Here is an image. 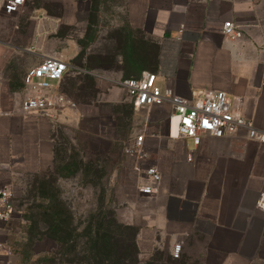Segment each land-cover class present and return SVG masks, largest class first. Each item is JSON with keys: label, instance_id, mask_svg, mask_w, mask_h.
<instances>
[{"label": "crops", "instance_id": "crops-1", "mask_svg": "<svg viewBox=\"0 0 264 264\" xmlns=\"http://www.w3.org/2000/svg\"><path fill=\"white\" fill-rule=\"evenodd\" d=\"M86 1L26 0L11 14L7 0H0L1 184L13 190L20 176L52 170L60 125L74 127L90 150L109 151L118 139L115 111L82 100L89 79L95 102L131 108L133 143L135 132L145 136L148 159L136 160L134 168L138 188L151 184L139 173L142 167L155 165L161 174L156 193L139 191L140 199L127 206L126 224L137 228L140 255L161 253L174 264H264V211L258 208L264 145L241 131L204 136L195 147L178 138V118L169 106L136 111L120 84L147 72L160 88L185 99L225 92L233 111L264 132V0H125V20L107 28L111 35H104L100 16L88 22ZM229 21L242 38L224 36ZM51 57L72 67L59 89L78 102L60 123L22 109L27 71ZM15 230L11 222L0 225V264L20 257ZM178 244L182 253L175 259Z\"/></svg>", "mask_w": 264, "mask_h": 264}, {"label": "rangeland", "instance_id": "rangeland-1", "mask_svg": "<svg viewBox=\"0 0 264 264\" xmlns=\"http://www.w3.org/2000/svg\"><path fill=\"white\" fill-rule=\"evenodd\" d=\"M86 2L84 16L90 24H94L96 18L100 16L98 24L104 29V35L114 33L107 28L123 25L125 0H87ZM91 34L89 39H94V33ZM72 84L73 81L69 88L71 93L74 87ZM82 95V100L86 103L93 102L94 105L97 104L100 109L109 113L115 111L114 119L118 139L112 143L108 152H98L99 154L90 156L94 165L88 168L89 171L69 174L62 169L68 163L71 145L78 144L75 140L78 137L77 130L71 125L57 127L55 132L58 144L56 165L44 174L20 176L13 187L16 208L21 210L10 221L18 234L17 240L19 239V242L21 240L17 249L20 257L15 264H84L85 258L88 257L85 242H88L86 234H88L90 224L87 222L92 221V216L98 217L97 208L102 207H105L102 217L105 228L114 238L110 241L115 245V249L120 241H136L137 228L126 224L128 204L140 199L138 188L140 176L134 169L137 162L126 153L125 149L133 145L132 110L127 105L111 106L95 102L96 90L91 81L87 82ZM133 135L137 137L138 134L135 132ZM140 171L142 176V170ZM54 202L70 211L71 221L75 227L77 225L79 228L77 232L71 230L69 235H65L70 236V240L77 245L75 249L72 245L68 247V251H62L53 240L50 231H44L41 227L34 231L31 238H27L23 233L25 230L23 214L31 210L37 215L43 207ZM125 227H130L131 230L128 232ZM126 232L127 236L124 235ZM138 260V262L131 260L128 264H174L167 259L164 261L161 253H156L146 259L139 254Z\"/></svg>", "mask_w": 264, "mask_h": 264}, {"label": "built area", "instance_id": "built-area-1", "mask_svg": "<svg viewBox=\"0 0 264 264\" xmlns=\"http://www.w3.org/2000/svg\"><path fill=\"white\" fill-rule=\"evenodd\" d=\"M26 0H7L6 11L17 14ZM222 33L231 40L242 38L243 33L233 22H225ZM72 67L59 59L47 58L37 66L29 69L24 83L28 88L26 98L22 103L25 114H37L55 123L62 121L65 112L78 108V104L59 89L60 83ZM78 71L77 68H73ZM132 101L136 111L149 109L153 106H169L178 118V138L191 140L195 147L201 144L204 136L223 138L245 132L246 138L264 145V132L257 129L251 120L233 111L232 100L222 91L204 92L197 100H189L178 96L173 90H163L157 85L156 75L144 73L140 78H128L120 82ZM144 135L137 136L135 142L126 153L137 160L144 162L148 159L144 149ZM193 159V153H188V160ZM144 178L151 182L142 185L139 191L150 195L157 192L161 181V174L155 165L142 167ZM14 191L0 182V225L13 220L18 213ZM258 208L264 211V194L261 195ZM182 253L180 244L174 246L173 257L179 259Z\"/></svg>", "mask_w": 264, "mask_h": 264}, {"label": "trees", "instance_id": "trees-1", "mask_svg": "<svg viewBox=\"0 0 264 264\" xmlns=\"http://www.w3.org/2000/svg\"><path fill=\"white\" fill-rule=\"evenodd\" d=\"M88 81L90 80L88 79L87 82ZM75 140L78 141V144L71 145V154L68 155V163L62 169V171L69 174H74V172L79 171H89L88 168L94 165L90 156L99 154L97 151L92 152L86 144H81L78 138H75ZM57 146L56 140L55 165L57 163L58 154ZM125 149L127 151L128 147ZM104 208H97V213H99L98 217L92 216V221L87 222L90 224L87 231L88 234H86L88 242H85V244H87L86 254L88 253V257L85 258L84 264H128L131 260L138 262L140 252L137 248L136 241H120L116 244L117 246L115 249V245L110 241L114 238L110 232L108 234L102 218ZM18 211L21 212L19 209ZM38 213L40 215H36L33 211L27 210L22 216L25 225L23 233L26 234L27 238L33 237L34 231L41 227L44 231H50L53 240L62 251H68V247L72 245L74 246L73 249L77 247V245L70 240V236H65L67 234L69 235L71 230L74 232L79 230L77 225L75 227L74 223L71 221L70 211L66 207L54 202L43 207ZM125 230L128 231L131 230V228L125 227ZM107 235H109V237ZM124 235L127 236V232ZM136 238L137 232H135V239ZM24 240L26 241L25 238Z\"/></svg>", "mask_w": 264, "mask_h": 264}]
</instances>
